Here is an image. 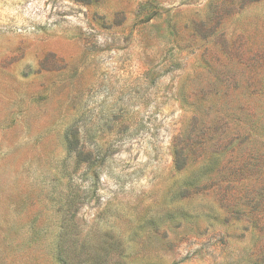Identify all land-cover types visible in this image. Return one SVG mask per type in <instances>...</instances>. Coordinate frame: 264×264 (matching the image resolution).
Masks as SVG:
<instances>
[{"label":"rangeland","instance_id":"374dc122","mask_svg":"<svg viewBox=\"0 0 264 264\" xmlns=\"http://www.w3.org/2000/svg\"><path fill=\"white\" fill-rule=\"evenodd\" d=\"M0 264H264V0H0Z\"/></svg>","mask_w":264,"mask_h":264}]
</instances>
